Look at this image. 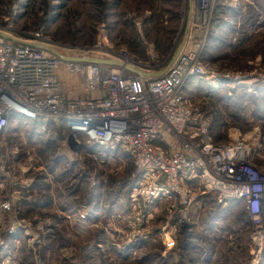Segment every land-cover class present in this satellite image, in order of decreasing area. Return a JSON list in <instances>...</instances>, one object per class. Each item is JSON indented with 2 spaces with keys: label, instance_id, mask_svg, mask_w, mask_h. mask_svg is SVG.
<instances>
[{
  "label": "rangeland",
  "instance_id": "rangeland-1",
  "mask_svg": "<svg viewBox=\"0 0 264 264\" xmlns=\"http://www.w3.org/2000/svg\"><path fill=\"white\" fill-rule=\"evenodd\" d=\"M192 1L0 0V29L11 27L10 33L22 37L44 28L64 56L128 58L138 67L161 69L184 40ZM223 1L213 9L202 58L230 78L218 85L197 80L183 90L227 142L230 129L245 134L260 127L264 133V118L258 117L264 98L258 107L241 95L264 83V0ZM103 29L110 48L98 50ZM121 50L127 56L120 57ZM60 76L68 98L86 95L78 76ZM219 87L238 102L207 96ZM24 121H12L0 138L7 172L0 175V205L11 206L0 207V264H264V237L255 242L251 218L238 219L246 209L242 202L226 206L207 193L188 212L173 201L136 203L140 176L120 147L96 145L89 155L86 138L72 135L65 124L44 131ZM41 184L50 186L52 201L32 211L40 194L46 195L34 190Z\"/></svg>",
  "mask_w": 264,
  "mask_h": 264
},
{
  "label": "built area",
  "instance_id": "built-area-1",
  "mask_svg": "<svg viewBox=\"0 0 264 264\" xmlns=\"http://www.w3.org/2000/svg\"><path fill=\"white\" fill-rule=\"evenodd\" d=\"M217 1H192L186 48L157 77L150 75L157 68L138 67L140 63L132 64L128 58L106 59L119 62L118 66L89 62L92 58L85 56H64L44 28L22 37L10 33L11 27L0 29V138L12 121L64 123L72 135L84 136L89 144L119 146L131 156L140 176L133 192L136 203L173 201L188 212L200 195L213 193L224 205L245 204L254 225L253 240L260 241L264 237V133L260 127L245 134L230 129V139L216 143L210 119L183 92L193 78L208 85L230 78L202 58ZM102 35L98 50L109 46L104 29ZM122 56H127L125 50L120 51ZM64 73L79 77L83 98L66 96L60 76ZM3 147L0 142L1 176L7 174L1 163ZM0 207L11 209L8 203ZM261 249L256 248L258 255Z\"/></svg>",
  "mask_w": 264,
  "mask_h": 264
},
{
  "label": "trees",
  "instance_id": "trees-1",
  "mask_svg": "<svg viewBox=\"0 0 264 264\" xmlns=\"http://www.w3.org/2000/svg\"><path fill=\"white\" fill-rule=\"evenodd\" d=\"M257 32H259V31H257ZM246 42V41H245ZM248 42V44H251L252 42H251V40H248L247 41ZM246 42V43H247ZM208 45V44H207ZM258 45V44H257ZM264 54V53H263ZM196 81H197V79H195V78H193V79H190L186 84H189V86H195L196 85ZM223 85V84H222ZM224 87V86H223ZM183 92H184V90H183ZM208 92H210L209 93V95H207V96H212L214 93H218L219 95H223V91H222V87L220 88H215V89H212V90H210V91H208ZM185 95V94H184ZM233 95V94H232ZM241 95L244 97V98H250L251 100H252V102L256 105V106H258L259 107V105H258V103L260 102V98L261 97H263L264 98V83H262L261 85H258L257 86V88H256V90H252L250 93L249 92H247L246 90H243V92L241 93ZM242 96H239V97H242ZM232 97V98H231ZM222 99H224L227 103H229V102H232L233 100H235V102H238V100H236L235 99V94H234V97L233 96H228L227 94H224L223 96H222ZM237 104V103H236ZM239 104V103H238ZM256 111V110H255ZM255 111H254V113H255ZM238 117H240V114H237V116H235L234 118H238ZM258 117L260 118V119H262V118H264V114L263 113H260V114H258ZM208 118V117H207ZM33 123H35V125H34V127L33 128H36V129H39V130H44V131H47V127L49 128V127H52L53 125H51V124H53V123H44V122H41V121H32ZM61 124H64V123H61ZM61 124H59V125H61ZM224 124V123H223ZM222 124V126H221V130H222V133H223V129L225 128V126ZM47 125V126H46ZM66 126V125H65ZM63 127H61V129H62ZM50 129V128H49ZM243 129V128H242ZM246 129H244L243 131H245ZM64 131H66V130H64ZM210 131H211V135H212V138H213V140L216 142V143H221L222 141H221V137H220V134H217V133H214V131L211 129V127H210ZM87 143V142H86ZM88 144V143H87ZM88 145H90L91 146V148H92V150H90V151H88V153H89V155H91L90 153H92V154H95V150H96V148L98 147V146H96V145H94V144H88ZM100 147V146H99ZM117 147H119V146H117ZM116 148V147H115ZM101 149H103V150H110V149H112V148H104V147H101ZM114 149V148H113ZM123 165H125V164H123ZM132 165H133V163H132ZM134 166V165H133ZM39 179H42V180H45V176L43 177V178H39ZM140 179V178H139ZM137 183H138V181H137ZM34 190H37V191H39L38 193L40 194V193H42V192H46V195L44 196V195H42V194H40L41 195V199L39 200V201H42V202H39V201H37V202H35L34 204H33V206H32V208H31V210L33 211V210H38L39 208H41V207H45V206H47V207H49L50 205H49V201H52V198H51V196H49L50 194H49V191L51 190V188H50V186L49 185H46V184H41L40 186H37L36 188L34 187ZM37 195V194H36ZM51 198V199H50ZM203 197H200V198H198V200H203L202 199ZM230 203H234V202H229L226 206H229V204ZM232 206H234V205H232ZM242 210V212L240 213V215L238 216V219L240 220V221H244V220H247V219H249L250 217H249V214H248V211H247V209H241ZM263 217H264V215H263Z\"/></svg>",
  "mask_w": 264,
  "mask_h": 264
},
{
  "label": "water",
  "instance_id": "water-1",
  "mask_svg": "<svg viewBox=\"0 0 264 264\" xmlns=\"http://www.w3.org/2000/svg\"><path fill=\"white\" fill-rule=\"evenodd\" d=\"M192 11H193V9H191V13H190V22H189V24H188L189 27H188V29H187V31H186V34H185L184 40H183V42H182L180 48H179L178 51L176 52L175 57L172 59L170 65H169V66L167 67V69L165 70V72H166L167 70H169V69L172 67V65L175 63V61L177 60V58L180 56V54H181V53L184 51V49L186 48V45H187V43H188V41H189L190 32H191V25H190V23L192 24ZM55 54H56L57 56L63 58V59H67V58L61 56V55L58 54V53H55ZM88 61H89V62H94V63H100V64L118 65V66L120 65L119 62L106 61V60L96 59V58L89 59ZM136 72H137V73H142L140 70H137ZM165 72H164V73H165ZM164 73H163V74H164Z\"/></svg>",
  "mask_w": 264,
  "mask_h": 264
},
{
  "label": "crops",
  "instance_id": "crops-1",
  "mask_svg": "<svg viewBox=\"0 0 264 264\" xmlns=\"http://www.w3.org/2000/svg\"><path fill=\"white\" fill-rule=\"evenodd\" d=\"M222 1V2H221ZM223 0H218V5H217V9L219 8L218 6L220 5L221 7L222 6H224V4H223ZM191 9H192V4H191V6H190V13H191ZM170 65V64H169ZM168 65V66H169ZM167 66V67H168ZM167 67L165 68V69H157L156 71H154L153 73H151L150 75L152 76V77H157V76H160V75H162L164 72H165V70L167 69ZM209 194H213V193H209ZM206 195H208V194H205V195H200V196H203V198H204V196H206ZM215 195V194H214ZM216 196V195H215ZM200 198V197H199ZM202 198V199H203ZM198 199V198H197ZM196 199V201L194 202V203H201L203 200H197Z\"/></svg>",
  "mask_w": 264,
  "mask_h": 264
}]
</instances>
